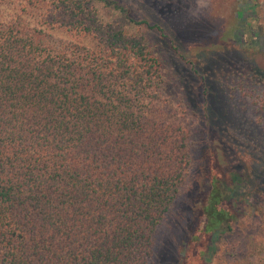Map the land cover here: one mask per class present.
<instances>
[{"label": "trees", "instance_id": "16d2710c", "mask_svg": "<svg viewBox=\"0 0 264 264\" xmlns=\"http://www.w3.org/2000/svg\"><path fill=\"white\" fill-rule=\"evenodd\" d=\"M22 1L40 25L0 8V264H152L197 146L162 100L159 50L105 20L108 6L132 20L120 0ZM246 181L214 157L177 264H213Z\"/></svg>", "mask_w": 264, "mask_h": 264}, {"label": "rangeland", "instance_id": "374dc122", "mask_svg": "<svg viewBox=\"0 0 264 264\" xmlns=\"http://www.w3.org/2000/svg\"><path fill=\"white\" fill-rule=\"evenodd\" d=\"M120 2L133 21L111 6L101 7V14L158 48L165 76L162 100L197 136L188 176L152 264L178 263L214 157L229 174L242 173L248 185L236 194L246 213L229 237L217 240L213 264H264V203H256L258 194L264 199V110L259 107L264 102V0ZM0 8L7 20L21 16L29 25L41 24V9L22 0H4ZM42 27L55 38L77 39L65 29ZM81 41L97 47L92 36Z\"/></svg>", "mask_w": 264, "mask_h": 264}]
</instances>
